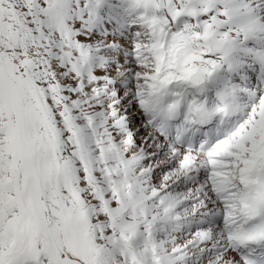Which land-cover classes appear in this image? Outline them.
<instances>
[{"label":"snow or ice","instance_id":"6c2138e0","mask_svg":"<svg viewBox=\"0 0 264 264\" xmlns=\"http://www.w3.org/2000/svg\"><path fill=\"white\" fill-rule=\"evenodd\" d=\"M0 264H264V0H0Z\"/></svg>","mask_w":264,"mask_h":264}]
</instances>
